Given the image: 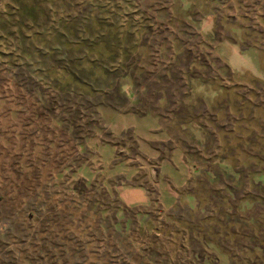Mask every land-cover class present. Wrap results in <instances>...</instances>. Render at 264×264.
Instances as JSON below:
<instances>
[{"label": "rangeland", "instance_id": "obj_1", "mask_svg": "<svg viewBox=\"0 0 264 264\" xmlns=\"http://www.w3.org/2000/svg\"><path fill=\"white\" fill-rule=\"evenodd\" d=\"M232 83L264 91V0H0V264L187 261L162 224Z\"/></svg>", "mask_w": 264, "mask_h": 264}, {"label": "trees", "instance_id": "obj_2", "mask_svg": "<svg viewBox=\"0 0 264 264\" xmlns=\"http://www.w3.org/2000/svg\"><path fill=\"white\" fill-rule=\"evenodd\" d=\"M214 89L206 114L211 128L201 126L206 157H197L183 189L195 196L196 205L180 210L178 199L161 232L171 235L175 261L187 252L189 259L181 264H218L220 255L228 264H264V210L258 204L263 199L255 182L264 172V91L239 83Z\"/></svg>", "mask_w": 264, "mask_h": 264}]
</instances>
